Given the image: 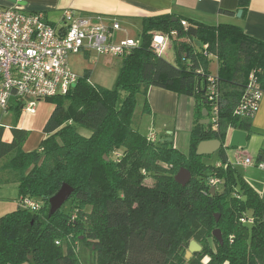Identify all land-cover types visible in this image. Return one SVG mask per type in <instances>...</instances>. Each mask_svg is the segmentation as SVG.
I'll return each mask as SVG.
<instances>
[{"label":"trees","instance_id":"16d2710c","mask_svg":"<svg viewBox=\"0 0 264 264\" xmlns=\"http://www.w3.org/2000/svg\"><path fill=\"white\" fill-rule=\"evenodd\" d=\"M250 1L239 0V11L245 14ZM183 22L170 15L145 18L139 46L123 58L113 89L91 84L86 74L74 90L47 99L54 110L39 150H23L27 129L12 128L6 141L0 127V161L7 159L0 171L7 172L4 183L18 184L20 206L0 219V264H83L80 242L93 245L91 264H264V200L225 151L215 166L196 155L202 141L225 142L230 130L251 136L253 117L235 111L251 76L264 91V41L237 25ZM158 31L173 39L175 64L154 52ZM206 52L218 61L214 96L220 108L219 122L208 126L200 123L205 110L210 119L214 102L206 90ZM153 86L194 98L189 154L132 127L138 95L147 97ZM121 90L126 97L120 103ZM144 110L151 111L147 101ZM256 162L264 163V151ZM182 169L192 175L185 187L175 180ZM212 179L219 182L215 193ZM64 184L74 189L69 207L49 216V199ZM24 199L40 201L39 211L24 209ZM192 241L202 251L187 261L179 252Z\"/></svg>","mask_w":264,"mask_h":264},{"label":"crops","instance_id":"0c3cea01","mask_svg":"<svg viewBox=\"0 0 264 264\" xmlns=\"http://www.w3.org/2000/svg\"><path fill=\"white\" fill-rule=\"evenodd\" d=\"M14 5L22 7L29 12H43L55 24H59L62 21L65 10L72 11L76 16H102L107 21H117L121 30L115 35L116 42L124 39H134L133 35L135 32H139L141 35L145 18L163 15H170L173 19H181L189 22V24L190 22H198L209 26H218L220 24L237 25L247 35L264 41V0H251L247 12L245 14L242 13L241 17L238 16L239 0H0V6L8 7ZM227 12L234 13L227 14ZM172 48L171 46L170 51H173L174 55L171 63L175 64V51ZM210 58L215 57H208V59ZM121 65L122 63L119 71ZM209 74L210 76H217L218 64L213 74L209 68ZM138 96H141L143 106L139 117H134L133 127L140 126L141 118L146 117L148 126V129L146 128V136L155 135L158 141L170 139L169 143H172L179 151L185 154L186 152L190 153L191 132L194 126L196 106L194 98L155 86L150 87L147 97ZM146 101L150 106V113H146L144 110ZM12 109L21 114L25 113L18 110L17 107ZM7 112L0 110V127L6 129L4 139L10 141L12 133L9 129L15 127L12 125L15 124V121L6 114ZM16 127L29 131L28 139L23 146L25 152L28 153L40 149L42 142L47 136L43 131V123L23 121L20 126ZM155 129L160 132L159 135L155 132ZM252 129V135L253 133L255 135L248 137L246 147L229 149L227 157L228 161L238 168L239 171L240 169L244 170V179L264 200V168L244 166L243 164L246 158H251L253 162H256L260 153L264 151V95L258 111L253 117ZM231 132L232 130L227 134V144L230 142ZM6 162L7 159L0 161V168ZM6 173L0 171V219L20 208V206H17L14 209L15 211L7 213L12 207L6 206L5 203L14 198L18 201L19 188L15 182L4 183L7 180ZM10 185H13L14 191H17L16 197L7 195V187Z\"/></svg>","mask_w":264,"mask_h":264},{"label":"built area","instance_id":"2783aa9c","mask_svg":"<svg viewBox=\"0 0 264 264\" xmlns=\"http://www.w3.org/2000/svg\"><path fill=\"white\" fill-rule=\"evenodd\" d=\"M182 24L187 27L186 22ZM120 30L117 21H107L102 16H76L65 10L62 22L55 24L43 12H29L17 5L0 6V110L7 112L17 107L21 112L35 114L38 101L72 91L79 82L69 64L74 54L127 57L139 42L134 39L116 42L115 35ZM171 35L176 36V32ZM170 40V35L154 34V52L167 58ZM206 56L210 57L207 52ZM215 81L210 76L206 86L214 102ZM263 95L264 91L251 76L235 113L240 117H254ZM214 102L209 121L217 124L220 108ZM149 139L157 141L155 135ZM243 164L264 168V163L257 164L251 158H246ZM218 183L214 179L210 181L215 188ZM20 204L33 213L41 207L40 201L34 199H24Z\"/></svg>","mask_w":264,"mask_h":264},{"label":"rangeland","instance_id":"374dc122","mask_svg":"<svg viewBox=\"0 0 264 264\" xmlns=\"http://www.w3.org/2000/svg\"><path fill=\"white\" fill-rule=\"evenodd\" d=\"M155 34L156 35L157 34L169 35L163 31H158ZM133 37L136 41L140 43L141 37H140L139 32H135ZM170 44L171 46L173 44L172 38L170 40ZM170 50L171 49H169V52H168L169 58L167 59V61L169 62L173 61V55H174V52ZM121 63H122V58L114 57V56H98L97 54H94V53H91V54L79 53V54H74L69 58L70 67L72 71L79 77V79L84 78L85 75L88 74L91 84L99 88L100 87L104 88V89H113L115 87L118 76H119V72H120L119 67ZM208 64H210L209 68H210L211 73L213 74L217 69V64H218L217 60L215 58H210L208 59ZM125 97H126V93L121 90L120 91V103L124 100ZM142 106H143L142 98L141 96H138L134 117L136 118L139 117V114L142 111ZM53 110H54V102L53 100L50 99V100L38 101L37 102V113L34 115H28L26 113L21 114V113H18L14 109L9 110L6 114L13 118V120L15 121L14 122L15 124H12V125L15 127L20 126L23 121H30L34 123H43V128H44ZM134 117L132 119V127H133ZM133 128L140 131L144 135L147 134L146 128L148 129V126H147L146 117L141 118L140 126L133 127ZM9 130L11 132V129ZM79 132L84 136L91 135V132L84 128H80ZM155 132L158 135L160 134V132H158L157 130ZM254 135L255 133H253V135L251 134V137ZM188 153L189 152H186V154ZM220 161H221V158H220L219 152L213 154L212 156L204 157V162L208 165L215 166ZM239 173L241 174V176H243L244 170L240 169ZM146 183L148 185H152L153 179L151 178L147 179ZM7 188H8L6 191L7 195H10V197H16L17 191H14V186L10 185ZM5 204L6 206H11L13 208V209L11 208V210L7 213H11L15 211L14 209H16L17 206H19V203L17 200H15V198L7 201ZM68 207H69V204L66 203L64 204L62 208H64L63 210H67ZM190 244L184 247V249L179 252L180 256L184 257V259L187 261H192L194 258L197 257L196 254L199 253V252H191ZM77 246H78L77 253L79 254L80 259L83 264H91L95 262L96 256L92 250L93 245L91 243L84 244L80 242L78 243Z\"/></svg>","mask_w":264,"mask_h":264},{"label":"water","instance_id":"95a60500","mask_svg":"<svg viewBox=\"0 0 264 264\" xmlns=\"http://www.w3.org/2000/svg\"><path fill=\"white\" fill-rule=\"evenodd\" d=\"M242 12L239 11L238 16L241 17ZM177 18H174L176 21ZM198 46H201V43H198ZM75 89V88H74ZM73 89V90H74ZM204 120H202L200 123L202 125L208 126L210 121L208 119V111H204ZM248 139V134L246 132L240 131V130H232L230 134V142L227 144L225 142H222L218 139H212V140H205L202 141L198 146L196 150V155L199 157H206V156H212L213 154L217 152H221L222 150L226 152L229 149H236V148H245L246 142ZM227 140V139H226ZM170 139L162 140V142H169ZM107 159V158H106ZM192 179L191 173L186 170L182 169L176 176L175 180L178 184L185 187ZM74 192V189L68 185L64 184L60 190L49 199L50 209H49V216H53L58 211L61 210V208L64 206V204L70 199ZM211 192L215 193L216 189L215 187L211 188ZM217 220H219V215L216 216ZM214 236L217 238L218 241H220L221 244H223V239L221 235L220 230H216L214 232ZM202 250V247L196 242L192 241L190 244V251L191 252H200Z\"/></svg>","mask_w":264,"mask_h":264},{"label":"bare ground","instance_id":"6f19581e","mask_svg":"<svg viewBox=\"0 0 264 264\" xmlns=\"http://www.w3.org/2000/svg\"><path fill=\"white\" fill-rule=\"evenodd\" d=\"M61 22H62V21H61ZM61 22H60V23H61ZM60 23H59V24H60Z\"/></svg>","mask_w":264,"mask_h":264}]
</instances>
